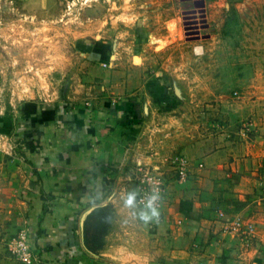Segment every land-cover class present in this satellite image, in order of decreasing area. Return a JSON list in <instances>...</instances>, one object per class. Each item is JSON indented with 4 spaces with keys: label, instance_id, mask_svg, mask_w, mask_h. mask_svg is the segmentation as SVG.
Instances as JSON below:
<instances>
[{
    "label": "rangeland",
    "instance_id": "374dc122",
    "mask_svg": "<svg viewBox=\"0 0 264 264\" xmlns=\"http://www.w3.org/2000/svg\"><path fill=\"white\" fill-rule=\"evenodd\" d=\"M30 103L98 129L97 164L122 170L63 201L76 208L65 248L34 245L33 208L1 216L0 264H23L8 250L20 233L30 264H150L148 233L131 240L122 222L145 208L144 174L165 203L189 177L180 161L242 143L252 111L264 124V0H0V116ZM25 148L0 134L6 155Z\"/></svg>",
    "mask_w": 264,
    "mask_h": 264
},
{
    "label": "crops",
    "instance_id": "0c3cea01",
    "mask_svg": "<svg viewBox=\"0 0 264 264\" xmlns=\"http://www.w3.org/2000/svg\"><path fill=\"white\" fill-rule=\"evenodd\" d=\"M255 116L252 111L242 117L247 119L242 143L227 144L190 165L189 177L157 208L158 216L145 222L134 210L122 221L131 240L139 237L137 229L148 233L147 263L264 264V124L255 126ZM74 120L33 103L19 114L0 116V134L21 139L26 147L24 160L0 151V217L33 208L29 214L44 217L36 219V246L59 241L67 247L73 218H63L74 216L75 205L63 201L75 199L81 184L92 189L97 176L107 183L103 177L122 170L115 164V175H109L105 163L97 164L98 129L87 123L82 130L84 123ZM51 214L58 218L49 220Z\"/></svg>",
    "mask_w": 264,
    "mask_h": 264
},
{
    "label": "built area",
    "instance_id": "2783aa9c",
    "mask_svg": "<svg viewBox=\"0 0 264 264\" xmlns=\"http://www.w3.org/2000/svg\"><path fill=\"white\" fill-rule=\"evenodd\" d=\"M190 168V165L185 161H180L178 164V176L180 181H183L186 178V174ZM143 182L147 184V188H143L140 193V198L138 199V203L142 206H145L148 198L153 194H158L159 199L156 201V207L159 208L165 197L167 195V189L160 186V182L155 180L154 177L148 175V173L144 174ZM11 242V241H10ZM9 244V241L7 242ZM4 247L6 244H1ZM8 246V245H7ZM8 250L10 253L15 256L21 263L30 264L31 263V254L29 252V247L27 243H25V239L23 237V233H20L16 239L14 238L8 246Z\"/></svg>",
    "mask_w": 264,
    "mask_h": 264
},
{
    "label": "clouds",
    "instance_id": "9594fccd",
    "mask_svg": "<svg viewBox=\"0 0 264 264\" xmlns=\"http://www.w3.org/2000/svg\"><path fill=\"white\" fill-rule=\"evenodd\" d=\"M135 199H136L135 193H129L125 203L130 207L134 206ZM158 199H159L158 194H153L148 198L145 208L140 210L138 213L140 219L147 222L153 217L158 216V209L156 207V201Z\"/></svg>",
    "mask_w": 264,
    "mask_h": 264
}]
</instances>
